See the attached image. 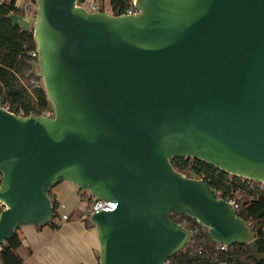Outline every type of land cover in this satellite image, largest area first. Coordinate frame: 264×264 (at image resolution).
<instances>
[{
	"label": "water",
	"instance_id": "water-1",
	"mask_svg": "<svg viewBox=\"0 0 264 264\" xmlns=\"http://www.w3.org/2000/svg\"><path fill=\"white\" fill-rule=\"evenodd\" d=\"M85 0H37L33 31L54 118L3 108L0 88V245L55 218L50 191L70 182L117 203L90 215L99 264H168L200 235L229 247L258 236L196 172L192 158L264 184V0H135L130 15L89 13Z\"/></svg>",
	"mask_w": 264,
	"mask_h": 264
},
{
	"label": "trees",
	"instance_id": "trees-1",
	"mask_svg": "<svg viewBox=\"0 0 264 264\" xmlns=\"http://www.w3.org/2000/svg\"><path fill=\"white\" fill-rule=\"evenodd\" d=\"M113 13L122 14L132 7V0H108ZM37 3V2H36ZM20 14L27 16L26 11L17 6L16 0H0V88L5 105L13 110L23 111L25 116L32 113L43 115L47 109H54L49 101L43 85L34 87L32 80H38L35 76H29L31 62L35 61L30 56V51L36 49L33 31L22 32L13 27L8 16ZM173 167L184 175L191 171L196 172L208 185L216 189L219 196L231 201L236 200L238 207L236 214L246 221L252 229L264 225V184L244 179L239 176L220 171L219 169L203 161L192 158H174L171 160ZM3 174L0 172V183ZM83 199H88V206L94 198L88 191L80 190ZM52 198L55 218L50 224L54 229H59L60 224L56 219L60 218V203L52 190ZM241 197H251L252 200L244 202ZM3 208L0 204V213ZM89 225L90 214L85 212L80 216ZM171 218L183 225L186 229L200 233L190 240L188 245L169 259L168 264H264L258 263L250 257L248 245L235 244L226 251L218 248L219 244L211 239L208 230L196 220L185 215L171 214ZM39 229L41 227H38ZM23 247V239L19 230L15 236L2 245L0 251V264H25L24 257L20 254ZM258 247L264 253V227L259 232Z\"/></svg>",
	"mask_w": 264,
	"mask_h": 264
},
{
	"label": "crops",
	"instance_id": "crops-1",
	"mask_svg": "<svg viewBox=\"0 0 264 264\" xmlns=\"http://www.w3.org/2000/svg\"><path fill=\"white\" fill-rule=\"evenodd\" d=\"M61 205L62 215H68V221L61 223L59 229L50 225L41 227L28 226L19 229L23 239L20 254L25 264H99L97 254L100 250L95 227L87 225L76 211L88 199H83L75 185L62 182L52 189Z\"/></svg>",
	"mask_w": 264,
	"mask_h": 264
},
{
	"label": "built area",
	"instance_id": "built-area-1",
	"mask_svg": "<svg viewBox=\"0 0 264 264\" xmlns=\"http://www.w3.org/2000/svg\"><path fill=\"white\" fill-rule=\"evenodd\" d=\"M37 0H26V3L24 5H20V0H16V3H17V6L20 8V9H23L25 10L26 12L28 11H31L33 10L34 8V5L36 4ZM80 7L84 8L85 10H87L89 13H98V12H106V13H109V14H116V13H113L110 6H109V1L107 2V4H105L104 0H85L83 3L79 4ZM106 7L109 11H106ZM137 9L135 7V0H132V7H130L129 9L126 10V12L122 13V14H117V15H130V14H135L137 13ZM30 56L37 60L38 58V51L35 49V50H32L30 51ZM36 77V76H35ZM39 78V77H37ZM40 81L38 80H35L33 79L32 80V85L34 87H40L41 85L44 86L43 84V80L41 78H39ZM3 108L11 113H13L14 111H17V114L19 116H22V117H26L23 113V111H19V110H13L10 108V106L8 105H5L3 106ZM43 117H48V118H54V109H47L43 115H41ZM245 179V178H244ZM263 184V183H262ZM231 202L235 209L238 207V204L236 202V200H231L229 201ZM1 207L3 208V206L1 205ZM117 207V203L115 202H112V201H105V200H98V199H94L92 201V203L90 204V206L87 208V212L92 215L96 212H99V211H102V210H115ZM62 208H65L64 205H61L60 204V209ZM69 216L68 215H63L62 216V219L64 221H68L69 220ZM3 245V244H2ZM2 245H0V251L2 249ZM218 248L220 250H224L226 251L229 246L227 245H219Z\"/></svg>",
	"mask_w": 264,
	"mask_h": 264
},
{
	"label": "rangeland",
	"instance_id": "rangeland-1",
	"mask_svg": "<svg viewBox=\"0 0 264 264\" xmlns=\"http://www.w3.org/2000/svg\"><path fill=\"white\" fill-rule=\"evenodd\" d=\"M104 2H105V4H107V2H108V0H104ZM26 3V0H20V5H24ZM37 9H38V6H37V3L34 5V8H33V10H31V11H28V12H26V14H27V16H34L35 14H36V12H37ZM106 11H109L108 9H107V7H106ZM242 198V200L244 201V202H249V201H251L252 200V198L251 197H241ZM87 205V203H83L82 205H81V207H79V209H77V211H76V216H81L84 212L82 211L83 209H84V207ZM85 211V210H84ZM59 213H60V218L59 219H56V221L59 223V224H61V223H63L64 222V220L62 219V214H63V211L60 209V211H59Z\"/></svg>",
	"mask_w": 264,
	"mask_h": 264
}]
</instances>
